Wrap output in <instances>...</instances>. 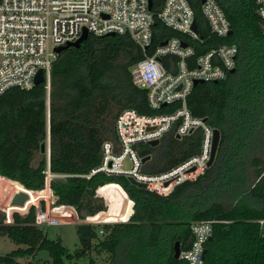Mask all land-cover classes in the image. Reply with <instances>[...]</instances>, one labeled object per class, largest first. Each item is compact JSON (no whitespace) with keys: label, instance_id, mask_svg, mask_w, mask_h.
<instances>
[{"label":"trees","instance_id":"1","mask_svg":"<svg viewBox=\"0 0 264 264\" xmlns=\"http://www.w3.org/2000/svg\"><path fill=\"white\" fill-rule=\"evenodd\" d=\"M218 1L232 26L224 39L238 45L236 68L224 80L198 82L188 107L220 129V142L212 164L168 194L141 187L126 174L93 172L102 162L103 143L117 140L122 110L153 114L171 111L178 103L153 109L147 88L133 79L132 66L164 35L181 34L160 19L146 50L127 33L91 32L79 45L59 51L49 89L44 81L29 89L11 86L0 94V175L17 180L19 187L41 190L48 169L63 174L65 180L51 179L55 202L65 204L58 211L71 215V205L82 219L126 216L129 197L134 201L126 220L76 222L79 244L73 251L62 236L50 237L47 227L37 222V205L27 212L13 211L12 220L0 209V234L18 244L0 254V264H24L21 258L41 249L54 264L79 259L98 264L94 251L107 253L105 264H186L175 257L174 244L179 240L182 249L190 247L191 225L199 220H212L214 227L206 243V264H264V18L256 0ZM160 2L154 0L153 7ZM191 2L199 30L207 34L201 0ZM215 37L208 46L222 40ZM201 141V131L195 130L182 137L171 131L155 145L140 143V154L150 155L143 170L170 169L197 153ZM101 185L109 211L97 193Z\"/></svg>","mask_w":264,"mask_h":264},{"label":"built area","instance_id":"2","mask_svg":"<svg viewBox=\"0 0 264 264\" xmlns=\"http://www.w3.org/2000/svg\"><path fill=\"white\" fill-rule=\"evenodd\" d=\"M256 2L264 18V0ZM153 5L154 0L151 6L150 0H0V94L11 86L33 87L41 69L49 89L51 68L59 53L56 46L77 39L85 29L95 34L127 33L146 50L154 41V24L160 19L181 34L164 35L151 53L132 66L133 79L147 88L153 109L178 103L171 111L153 114L133 108L122 110L116 123L117 140L103 143L102 162L93 172L132 175L146 182L149 190L168 194L182 181L196 179L209 166L215 128L206 118L193 114L188 107V96L197 84L195 80L219 81L229 76L231 69L236 68L238 45L224 39L232 32V26L218 0H201L209 24L207 34L199 30L191 0H161L157 7ZM195 20L197 28L193 26ZM212 35L222 40L208 46ZM198 47L202 49L199 52ZM195 130L202 133L197 153L164 171L143 170L138 144L161 140L171 131L182 137ZM126 155L131 160L129 168L123 165ZM58 175L62 174L48 169L45 187L52 190L51 179ZM97 193L102 196L100 191ZM59 207L53 206L51 215L38 209L37 222L46 226L59 224L62 215ZM191 230V246L181 248L179 258L186 264H206L205 248L213 234V221H195Z\"/></svg>","mask_w":264,"mask_h":264},{"label":"rangeland","instance_id":"3","mask_svg":"<svg viewBox=\"0 0 264 264\" xmlns=\"http://www.w3.org/2000/svg\"><path fill=\"white\" fill-rule=\"evenodd\" d=\"M123 165L126 168L131 167V160H130L129 155H126L124 157ZM20 189H27L29 191L31 190L25 187L23 184L21 185V187H19L17 185V182L15 183L13 179L0 175V209L6 211L7 220H12L13 211L18 210L21 212H27L29 210V207L32 204L38 205V208L42 209L41 204L42 202H44L45 207L43 209L45 212L48 211V215H51V210L53 206H57V205L59 206V204L55 202L56 201L55 195L53 194L52 190H50L47 187H45L42 190L30 191L31 194L35 196V199L32 198V200H28V202L26 203V206L19 207V206L11 205V199L13 195ZM97 191H100V193L102 194V197L105 198L106 203H107V208L105 210L109 211V209H111V205H110V202L108 201L109 200L108 195L107 193L105 195L103 194L106 191L104 190L101 191L100 189H98ZM52 214L56 215V213H52ZM59 217H61V220L65 222V225L55 224V225H49V226L45 225V227H47L48 235L50 237H57L58 235L62 236L64 244H66L69 250L71 251H73L79 244L75 226H73L72 224H74L75 222H79V221L95 222V221L102 220L101 218H98V217L97 218L86 217L82 219L78 216V213L76 212L71 216L70 215H65V216L60 215ZM129 217L126 218V216H120V217H115L113 219H107L106 221H109V222L123 221V220L128 219ZM16 247H18V244L13 239H11L7 235L0 234V254L8 252ZM94 256L96 257L98 264H105L107 257H108L106 252L98 253L97 251H94ZM21 260L23 261L24 264H27L29 261H32L33 264H54L48 258V251L46 249H41L38 251V253L35 256H32V257L26 256V257L21 258ZM85 260L86 259L69 261L68 264H85Z\"/></svg>","mask_w":264,"mask_h":264},{"label":"water","instance_id":"4","mask_svg":"<svg viewBox=\"0 0 264 264\" xmlns=\"http://www.w3.org/2000/svg\"><path fill=\"white\" fill-rule=\"evenodd\" d=\"M152 5V0H150V6ZM194 28H197V21L195 20L193 23ZM232 31V29L230 30ZM110 33H116L115 31H112ZM89 32L87 29L84 30V32L82 33L81 36H79L77 39L75 40H70L68 42H66L65 44H61V45H57L56 49L57 50H62L63 48H65L68 45L71 44H75V45H79L81 43V41L86 38L88 36ZM167 40H163V43H165ZM183 43L186 44V40H183ZM231 71H235V68H232ZM46 80L45 75H44V71L41 69L39 70V72L37 73L36 77H35V83L39 84L41 82H44ZM199 80H195V84L198 83ZM220 138H221V131L218 128L214 129V138H213V145H212V153H211V158L208 161V165H211L212 162L214 161L217 149H218V145L220 142ZM159 139H153L150 141L151 144L155 145L159 142ZM48 150V144L46 141L42 142V151H46ZM150 158V155L144 156L143 160L145 161L146 159ZM57 179L59 180H65V176L63 175H58L56 176ZM129 179L131 180V182L141 186V187H146V182L140 181L138 179H136L134 176L129 175ZM31 195L30 192L26 189H20L19 191H17L12 199H11V205L14 206H19V207H24L26 206V203L28 200H30ZM57 196H55V200H57ZM133 205H134V201L130 198V208L128 210V213L126 215V218L129 217V215H131L134 211L133 209ZM39 209V208H38ZM212 237V236H211ZM180 251H181V246H180V241L176 240L175 244H174V255L175 257H179L180 256ZM207 251V248H205V253Z\"/></svg>","mask_w":264,"mask_h":264},{"label":"crops","instance_id":"5","mask_svg":"<svg viewBox=\"0 0 264 264\" xmlns=\"http://www.w3.org/2000/svg\"><path fill=\"white\" fill-rule=\"evenodd\" d=\"M63 175V174H62ZM64 176V175H63ZM14 181H17V180H14ZM19 182V181H18ZM20 183V182H19ZM105 185V184H104ZM31 191H37V190H33V189H31ZM30 195H31V193H30ZM130 199V198H129ZM28 202V201H27ZM60 206H63V205H65V204H59ZM71 206V205H70ZM37 207H38V205H37ZM41 207H42V205H41ZM71 208H72V213H71V215H73L75 212L77 213V211H75L76 209L73 207V206H71ZM70 215V216H71ZM96 215V214H95ZM61 216H65L64 214H62ZM90 216H92V215H89L88 217H90ZM61 222L59 223V224H61V225H65V222H63V220H60ZM95 222H105V221H103V220H100V221H95ZM76 223V222H75ZM74 223V224H75ZM74 224H72L73 226H74Z\"/></svg>","mask_w":264,"mask_h":264},{"label":"bare ground","instance_id":"6","mask_svg":"<svg viewBox=\"0 0 264 264\" xmlns=\"http://www.w3.org/2000/svg\"><path fill=\"white\" fill-rule=\"evenodd\" d=\"M32 198L35 199V196H33V194H31V199H30V200H32ZM37 198H38V197H37Z\"/></svg>","mask_w":264,"mask_h":264}]
</instances>
